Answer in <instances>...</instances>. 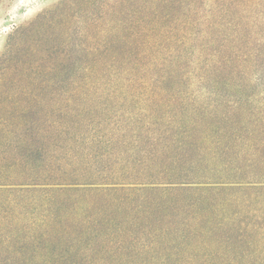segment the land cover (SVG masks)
I'll use <instances>...</instances> for the list:
<instances>
[{"label":"trees","instance_id":"1","mask_svg":"<svg viewBox=\"0 0 264 264\" xmlns=\"http://www.w3.org/2000/svg\"><path fill=\"white\" fill-rule=\"evenodd\" d=\"M117 1L60 13L102 4L92 80L0 116V264H264V0H138L127 35Z\"/></svg>","mask_w":264,"mask_h":264},{"label":"rangeland","instance_id":"2","mask_svg":"<svg viewBox=\"0 0 264 264\" xmlns=\"http://www.w3.org/2000/svg\"><path fill=\"white\" fill-rule=\"evenodd\" d=\"M71 2L74 0H0L1 117L42 111L44 101L57 103L64 97L60 85L92 80L90 53L81 49L91 50L94 37L106 35L99 10L102 4L80 7L83 18L76 17L66 30L58 26V20ZM114 6L109 18L118 21L120 33L127 35L128 15H137L138 0H118ZM87 17L93 18L96 28L90 27Z\"/></svg>","mask_w":264,"mask_h":264}]
</instances>
